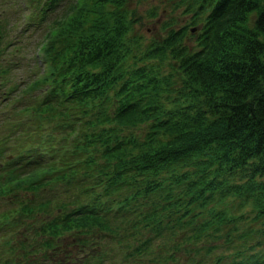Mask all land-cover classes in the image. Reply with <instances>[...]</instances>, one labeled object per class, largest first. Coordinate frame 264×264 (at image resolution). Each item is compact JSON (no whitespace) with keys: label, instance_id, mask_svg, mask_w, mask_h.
Here are the masks:
<instances>
[{"label":"trees","instance_id":"16d2710c","mask_svg":"<svg viewBox=\"0 0 264 264\" xmlns=\"http://www.w3.org/2000/svg\"><path fill=\"white\" fill-rule=\"evenodd\" d=\"M19 1L25 26L45 28L32 45L40 71L0 115V194L19 217L52 202L35 264L56 263L70 227L84 249L98 230L111 236L84 264H264V0H170L167 15L150 0L147 21L133 0ZM153 17L163 34L142 45ZM20 188L52 193L33 202ZM22 231L0 232L12 250L1 264L27 262L13 244ZM73 253L59 264H77Z\"/></svg>","mask_w":264,"mask_h":264},{"label":"rangeland","instance_id":"374dc122","mask_svg":"<svg viewBox=\"0 0 264 264\" xmlns=\"http://www.w3.org/2000/svg\"><path fill=\"white\" fill-rule=\"evenodd\" d=\"M16 3L13 2H7V3H0V19L2 18V15L6 13L5 16L6 22L2 23L1 27H4L6 31L4 32L5 35L3 37H0V115L4 114L3 111H11V106L15 104L14 99L16 98V95H19L16 91L23 87V84H21V81L25 83L27 81V77L32 76L33 74H36V71H40V68L35 64L36 57L34 56V53H36V47L32 49V45H37L38 36L41 35L39 31H41L42 27L45 28L44 24H40L37 26V28H34L33 24H26L27 21V14L30 10L29 5L26 4L24 11L26 12V16L19 17L17 12L22 9V6H20V9L17 7L19 0H16ZM150 0H133L129 4V9L133 11L134 15L137 16L140 20H143L148 18V9L150 7ZM157 4V8L161 9L163 8V15H167L168 13H172L170 8L172 7L170 0H157L155 2ZM17 7V8H16ZM179 8L181 7H174L173 12L179 13ZM19 9V10H18ZM54 12H57L54 10ZM155 16V15H154ZM18 17V19H17ZM254 17V13L252 12L250 15V20ZM5 20V19H4ZM10 22V23H8ZM148 27H146V24L139 25V31L143 33L141 36L142 45H145L144 43H148L149 38L152 37H159L163 34V26H159L160 22L157 21V18H151L149 21ZM14 23V24H11ZM43 23V22H42ZM16 27V28H15ZM18 27V28H17ZM19 28H26L24 31H19ZM160 29V30H158ZM138 31V32H139ZM21 32V33H20ZM25 32V33H24ZM20 33V35H19ZM36 41V43H35ZM20 45L19 50L16 51L17 45ZM41 57V56H40ZM34 61V62H33ZM44 65V60L43 64ZM5 70V71H4ZM22 91L24 93V90L22 88ZM5 95V97H4ZM17 102V101H16ZM2 112V113H1ZM16 113V112H15ZM31 127L36 128L35 120L30 121ZM52 123L54 121L52 120ZM49 126V124H48ZM55 130L57 131L56 134L63 135L65 131L58 133V130H63L61 124H55ZM3 128L2 122H0V129ZM5 130V129H4ZM133 130H135L137 133L143 132L142 126L140 127H134ZM6 133V130L3 132L2 136ZM41 139V138H39ZM21 141V140H17ZM16 139L9 144H17ZM21 147V146H20ZM19 147V148H20ZM18 148V149H19ZM27 156V155H26ZM22 158L21 160H24L26 158ZM20 160V161H21ZM72 190H76V188H72ZM13 191V190H11ZM26 188H20L16 191V194L19 193L18 198L28 199L29 196H32L31 192H28ZM35 191V194L33 197V202L36 200H46V196H51L52 190H42L41 188ZM32 192V193H33ZM142 198H146L145 194L142 196ZM13 199V200H11ZM15 197L11 198L10 193L6 192L3 195L0 194V210H6L10 216V219H6L3 222L8 223H2L0 222V232L4 233L5 230L9 229V226H11L13 229L14 227L21 228L23 231L19 233H16V238H14L13 244L15 245V249L18 254V258L23 259L26 255L28 256L27 262H24L23 264H35V260H42V254L39 253V251H36L34 248L33 243V236L35 240H40L41 238H45L46 234L40 233L39 231L42 230L44 227L42 222V219L44 217H49L51 215L52 210V202L49 200L48 204L46 206L38 207L39 209L30 210V213L25 214L22 217L17 216V213H13L11 209H7L9 205H11L13 202H15ZM16 218L19 220L18 223L12 224V220ZM11 221V222H10ZM102 230H98L96 233H92L91 237L87 238L86 241L90 243L89 245H93V243L96 247V250L99 246H108L110 242V237L104 232H101ZM82 231H79L75 228H67L66 231L62 234V240L60 241V245L57 246V249L54 250V258L57 260L56 263L53 262V264H59L58 257L62 256L64 260H67L68 252L72 248L74 250L73 254H77V264H84L88 263L90 261V246H86L84 249V245L81 243L80 245H72V239H79L78 237L85 238V233H81ZM42 234V235H41ZM106 235V237L104 235ZM113 235V234H112ZM64 240V241H63ZM36 242V241H35ZM62 242V243H61ZM33 243V245H32ZM129 243V242H127ZM122 246L120 247V251L125 250V242L121 243ZM1 245V244H0ZM33 247V248H31ZM40 248V247H37ZM43 249V248H41ZM8 250L12 252L10 247L6 246H0V264L2 261H7V255L9 254ZM88 251V252H87ZM73 257V256H72ZM229 257L225 258L228 260ZM10 259V258H9ZM14 260V259H13ZM74 260V257H73ZM16 262V261H15ZM51 264L52 262L49 261ZM74 262V261H72ZM135 262V261H134ZM141 264H151L152 260L150 259V256L148 254L142 256L140 260ZM43 264H46V262H43ZM96 264H99L96 262ZM102 264H110L109 262H104ZM124 264H132L131 262L125 261ZM133 264H139V262L133 263Z\"/></svg>","mask_w":264,"mask_h":264},{"label":"flooded vegetation","instance_id":"af4514ba","mask_svg":"<svg viewBox=\"0 0 264 264\" xmlns=\"http://www.w3.org/2000/svg\"><path fill=\"white\" fill-rule=\"evenodd\" d=\"M23 260V259H22ZM24 263V261H22V262H20V263H18V264H23Z\"/></svg>","mask_w":264,"mask_h":264}]
</instances>
